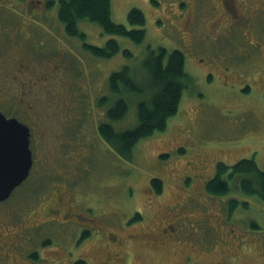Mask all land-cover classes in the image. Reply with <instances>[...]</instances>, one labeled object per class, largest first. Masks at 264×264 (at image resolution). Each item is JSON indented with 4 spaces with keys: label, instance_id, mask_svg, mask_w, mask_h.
Returning a JSON list of instances; mask_svg holds the SVG:
<instances>
[{
    "label": "rangeland",
    "instance_id": "obj_1",
    "mask_svg": "<svg viewBox=\"0 0 264 264\" xmlns=\"http://www.w3.org/2000/svg\"><path fill=\"white\" fill-rule=\"evenodd\" d=\"M58 1L0 0V61L22 57L24 62L0 67V85L8 89L0 95V111L29 122L33 129L29 176L0 203L2 234L12 235L7 229L21 232L18 239L22 241L28 235L24 230L30 217L59 188L67 192L69 203L79 208L89 204L92 217L101 218L107 229L121 237L148 224L141 223L136 213L159 217L167 214L165 207L181 209L187 229L180 224L174 230L184 234L183 239L175 242L172 238L166 240L167 245L162 242L152 247L122 241L120 264H185L188 255L187 264L222 259L226 264H264V199L245 195L235 182L224 194H210L206 189L218 162L232 166L254 156L264 171V57L248 42L249 33L260 40L263 29L257 30L253 24L250 32L246 27L210 35L196 29L192 33L195 43L190 44L183 30L188 26L186 8L178 5L185 1L192 8L193 0H110L115 23L131 28L129 10L143 12L144 41L136 44L107 35L97 24L80 20L77 27L85 35L83 40L66 34L57 17ZM208 20L214 18L206 15L199 20L200 30ZM109 39L116 40L120 48L111 58L95 57L83 45L102 47ZM158 47L182 52L188 80L165 131L140 140L131 158L125 160L97 130L117 98L109 89L108 78L126 66L136 83L146 84L142 62L149 48ZM19 48L23 56L16 52ZM124 50L131 56H125ZM147 94H122L128 110L116 124L117 130L137 125L136 103ZM103 97L105 103H101ZM198 162L203 166L196 170ZM152 178L162 181L161 194L146 189ZM258 179L262 183L264 178ZM229 201L241 203L232 215ZM35 228L39 230L29 234L40 239L57 241L66 236L55 223ZM19 240L9 255H23ZM94 244L89 242L90 264H94L92 256H97L90 248ZM55 247L54 242L45 250ZM34 248L38 249L37 244ZM7 253L0 252V264H21L20 256L10 259ZM105 260L102 258V264Z\"/></svg>",
    "mask_w": 264,
    "mask_h": 264
},
{
    "label": "trees",
    "instance_id": "obj_2",
    "mask_svg": "<svg viewBox=\"0 0 264 264\" xmlns=\"http://www.w3.org/2000/svg\"><path fill=\"white\" fill-rule=\"evenodd\" d=\"M57 17L67 35L78 36L83 40L85 35L77 27L80 20L97 24L107 35L121 36L136 44L142 43L146 35L145 17L141 10L137 8L129 10L127 13V23L131 27L129 28L111 20L110 0H59ZM83 45L93 56L99 58H111L120 50L114 39H109L102 47L85 43ZM123 54L127 57L131 56L128 50H124ZM142 66L147 74L146 84L136 83L126 66L110 74L109 89L117 98L113 105L107 108L104 121L97 129L99 136L125 160L131 158L132 151L140 140L165 131L167 120L177 113L188 80L184 71V56L178 50L168 52L162 47L149 48ZM131 91L141 95L146 92L147 98L136 103L137 125L130 129L117 130L116 124L125 118L128 110L122 94ZM106 101V97L101 98V103ZM253 157L238 160L232 166L218 162L214 177L206 183L207 192L224 194L230 191V183L235 182L237 188H240L245 195L254 194L264 199V179L262 183H259L258 179L261 176L264 178V171L258 168ZM224 173L229 175L223 178ZM150 186L155 194H161L160 179L152 178ZM236 202L231 204L229 201L230 215L241 204L240 201Z\"/></svg>",
    "mask_w": 264,
    "mask_h": 264
},
{
    "label": "flooded vegetation",
    "instance_id": "obj_3",
    "mask_svg": "<svg viewBox=\"0 0 264 264\" xmlns=\"http://www.w3.org/2000/svg\"><path fill=\"white\" fill-rule=\"evenodd\" d=\"M227 1L228 0H193L192 8H188L185 1L178 5L182 8L185 6L186 8L184 16L186 17L188 26L183 30L185 31V39L189 41L190 44L195 43L194 39L192 40V33L196 29L201 31L203 34L206 32L207 35H210L215 31V33L222 34L226 31H242L245 30L246 27L249 31L248 28L255 24L254 27H256L257 30L263 29L264 31V0H230L231 5H227ZM206 15H208V19L213 17L214 21L211 22L208 20L202 25L200 30L199 20ZM218 18L221 19L217 20ZM259 39L260 40L254 38L250 35V33L248 35L249 44L253 46L255 51L257 50L262 57H264V35L262 34L259 36ZM16 52L19 53V56H23L25 54L21 48L17 49ZM1 55H3V53H1ZM13 64H24L23 58L17 57L12 61H9V59L6 61H0V67H6ZM62 76L63 75L60 74L58 75V77ZM6 92H8V89L4 87V85H0V95H4ZM18 120L20 121V119ZM21 122L29 128L31 138V131L33 130L31 124L29 122H27L28 124L23 121ZM30 138L29 148L32 154L33 166V150L30 144L32 139ZM201 166L203 165L200 162L196 163V170H198ZM146 189H149V191L151 189L150 180L148 181ZM66 194L67 192L63 189H53L48 203L44 205L43 208L37 210L36 213L33 214L32 218L30 217V221L24 230L25 234L28 235L24 236L22 241L18 239V237H22L20 235H23L21 232H13L11 229H7V232L12 235H4L0 231V252L7 253L12 249H16L18 247L17 242L19 240L22 243L23 255L20 256L15 252H11L10 255L7 253L6 256H9L10 259L20 256L22 260L21 264H90L89 242H91L95 243L90 246L91 251L97 255L92 256L94 264H102L101 260L104 257L106 259L104 264H111V262L112 264H120L122 260L121 257H123L124 254L123 247H121L122 241H125L124 244H134L136 242L141 246L152 247L157 246L156 244L162 242L167 245L169 241L166 240H170L172 238H174L175 242H178V239H183L185 237L182 233L178 235V232L174 230V226H177V229L179 230L180 224L187 229L185 225V217L181 215V209L179 207L174 210H172V207H165L164 210L167 214L159 217H155L154 214L148 217L143 216L141 213H136V210H134L137 215V219L141 221V223L148 224H146L145 227L132 230L136 233L130 231L132 234H125V237H121L117 233L111 232L107 229L101 218L92 217L89 204L79 208L80 206L78 204L74 202L72 204L69 203L71 199L69 196V199L65 198ZM156 218L157 221L155 222ZM199 220L200 219L196 221ZM43 223L58 224L60 228L66 232V236L63 239L55 241L50 237L40 239L34 233L29 234L32 231L39 230L35 227ZM129 224L130 223L126 225ZM115 226L120 228V225ZM195 232L200 233V230L197 229ZM187 235L189 236L190 232ZM96 236H99L100 238L97 241H93V238ZM54 242L57 246L55 247V250L50 249L49 251H46L45 248L50 247ZM36 244L38 249L34 248ZM42 252L45 255L44 257L42 256ZM184 260L185 264H187L190 260V255H188ZM209 264L226 263L225 260L222 259L212 260Z\"/></svg>",
    "mask_w": 264,
    "mask_h": 264
},
{
    "label": "water",
    "instance_id": "obj_4",
    "mask_svg": "<svg viewBox=\"0 0 264 264\" xmlns=\"http://www.w3.org/2000/svg\"><path fill=\"white\" fill-rule=\"evenodd\" d=\"M29 129L0 112V202L23 183L32 166Z\"/></svg>",
    "mask_w": 264,
    "mask_h": 264
}]
</instances>
